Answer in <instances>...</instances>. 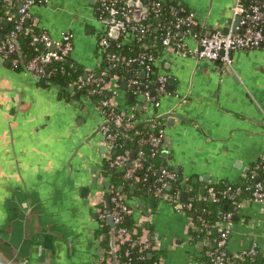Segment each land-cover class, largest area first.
Here are the masks:
<instances>
[{
    "label": "crops",
    "instance_id": "crops-1",
    "mask_svg": "<svg viewBox=\"0 0 264 264\" xmlns=\"http://www.w3.org/2000/svg\"><path fill=\"white\" fill-rule=\"evenodd\" d=\"M161 1L192 10L199 28L207 33L222 31L226 26L232 29L230 19L237 0ZM31 15L34 26L54 41L64 33L73 34L70 60L84 75L101 68L103 53L98 40L107 28L99 21L97 0H41L33 6ZM131 44L132 39L124 41V47ZM155 45L151 42L144 47ZM161 51L154 72L168 81L164 92L157 93V108L133 93L128 85L130 76L115 86L111 84L107 97L120 110L136 113L135 125L128 132L153 118L162 126L163 168L177 174L182 192H189V199L190 192L196 190L197 202L203 201L202 188L206 195L216 186L240 185L264 155V45L232 53L233 62L228 67ZM40 80L0 61V197L9 183H20L33 173L51 172L64 165L66 178H87V182L77 183L81 189L87 187L89 194L76 200L84 249L83 257L75 264H96L94 232L100 221L92 219L95 211L90 197L99 186L107 160L100 135L105 122L98 108L99 99L74 92L67 100L56 87L44 86L47 80ZM124 82L127 86L123 89ZM257 180L264 185V172ZM108 182L105 177L104 187ZM126 196L134 211L130 217L134 227L142 229L155 251L164 253L155 264H201L199 259L207 243L200 242L199 246L189 241V220L175 211L166 195L155 198L149 191L140 195L131 190ZM150 200H156L154 208ZM251 248L256 249L264 264V201L246 200L233 219L228 251L240 254Z\"/></svg>",
    "mask_w": 264,
    "mask_h": 264
},
{
    "label": "built area",
    "instance_id": "built-area-1",
    "mask_svg": "<svg viewBox=\"0 0 264 264\" xmlns=\"http://www.w3.org/2000/svg\"><path fill=\"white\" fill-rule=\"evenodd\" d=\"M41 0H2L9 19H16L15 13L19 16L15 20L14 29L7 35L9 38L0 39V61H8L12 67H17L19 58L14 57L18 52V48L13 40L17 39V35L23 30L26 21H32L31 9ZM17 5H21L18 9ZM166 9L167 16L165 21L161 20L158 24L157 31H161V35L157 42L162 47L164 54L170 53L179 56H186L197 59L199 61L217 62L228 67L232 64V53L237 51H251L259 49L264 42V0H237L233 8L236 16H241V22L237 27L240 34L225 35L221 30H214L209 33L199 28L196 14L188 8L176 6L174 4H166L161 0H97V10L99 21L106 26V31L101 33L98 40V46L103 53V62L108 64V70L115 67L124 66H140L142 70L136 71L135 75L129 79L128 85L133 88L134 94L144 98V100L152 104L154 107L160 105L157 93H163L165 85L168 81L165 76H157L154 82H144L141 74L144 73L145 80L154 75V64L159 57V53L155 54L147 48L139 51L134 57H128L122 53L124 41L132 39L133 42L139 41L150 32L151 24L147 22L151 13L160 15ZM140 11V18H135V12ZM113 29L119 31L118 37L113 38L111 32ZM3 27L0 26V34ZM73 34L64 33L59 41H54L50 35L41 31L34 35L32 43L35 46V54L31 57L27 64V70L30 75L36 79L48 80L51 77L50 67L57 62L61 63L70 58L73 51ZM117 40L115 47H112V41ZM111 47L113 51H111ZM107 70V71H108ZM107 71L102 72L101 77H95L93 73H89L80 77L74 85L71 86L72 92H83L89 96H98V108L104 117V125L101 128V141L107 150V160L109 166L113 169L124 171V182L129 187L137 182L147 181L149 177L154 176L151 187V193L155 198H161L169 195V201L172 203L175 211L185 216V209H191L190 204H182L180 202V194L182 192L181 183L176 192L170 195L167 189L172 187V183L178 181L175 172L162 168L156 169L152 163L147 160L156 158L162 151L164 145V130L160 128L158 133H149L147 137L139 139L138 152L136 157L132 158L133 150L125 147L121 141L122 133L117 129L124 131L131 130L136 122V113L125 112L118 108L112 98L107 97V92L111 88V84H115L120 80L118 75H114L108 80H104L103 76L108 75ZM153 84H156L155 88ZM92 85L93 87H91ZM159 85V86H157ZM154 92V94H152ZM156 127V121L153 118L150 122ZM151 126V127H152ZM140 134V133H139ZM149 145L151 153L146 154L144 147ZM144 171L142 176H138L140 171ZM264 172V155L258 163L250 171L245 178L249 185L246 190H251L250 197L240 202H233L234 211L221 212L216 222L219 228L220 236L213 240L215 247L212 251H208L206 255L212 264H259L257 262L258 253L255 248L246 249L240 254H231L228 247V239L232 232L234 214L241 210L244 202L264 201V185L260 181L259 174ZM105 176H99L98 188L90 197V205L98 214V220L106 221V202L104 190ZM111 195L110 202L112 207V218L114 223V231L116 235V251L123 244H127L125 251L126 261L124 264H149V254L155 250L153 243L138 234L137 228L132 231L125 226V221L133 214V208L127 200V196L121 190L109 189ZM227 197L233 198V189L217 192L211 188L208 195L204 198L206 201L214 204H220L222 199ZM189 220V229H196L192 219ZM202 226L206 229L209 224L202 221ZM103 236L94 239L97 255L95 256L96 264H120L108 252L101 247ZM192 243L193 239L189 237Z\"/></svg>",
    "mask_w": 264,
    "mask_h": 264
},
{
    "label": "water",
    "instance_id": "water-1",
    "mask_svg": "<svg viewBox=\"0 0 264 264\" xmlns=\"http://www.w3.org/2000/svg\"><path fill=\"white\" fill-rule=\"evenodd\" d=\"M17 8L20 9L21 5ZM140 14V11L136 12L137 19ZM231 20L232 29L226 26L222 28V32L225 35L240 34L237 27L241 22V16L233 14ZM157 22L160 24L161 19ZM4 24L9 25V21H5ZM26 24H29V21H26ZM118 34L117 29L111 32L113 38H117ZM7 38L9 37L0 34V39ZM13 41L20 53L17 40ZM141 77L145 78L144 73ZM40 82L45 83L46 80L41 79ZM126 86L127 82L121 85L123 89ZM129 102H133V96L129 97ZM138 110H142V107H138ZM117 130L124 135L130 133L119 128ZM134 147L135 144L132 145L133 159L136 157ZM68 166L72 165L68 164ZM66 169L67 165H64L63 168L51 172L29 174L30 176L28 175L29 177L24 181L9 183L6 186L0 197V264H75L81 260L84 247L82 225L76 216V200L77 196L87 197L89 189L87 187L81 189L77 183L87 182L88 179L81 176L77 178L76 175L68 179ZM194 181L199 182V178ZM95 182L96 179H93L92 184L94 185ZM109 189L108 182L104 187L107 227L103 231L110 234L111 255L116 259V235L111 215ZM170 190L171 187L167 189ZM205 193V188H202L200 195L205 196ZM166 196L170 198L169 195ZM180 202L182 204L189 202V192H181ZM149 203L154 208L156 200H150ZM202 206L203 201H198L197 207L200 209ZM92 219L97 220L98 214L93 213ZM149 257L151 258L152 254H149Z\"/></svg>",
    "mask_w": 264,
    "mask_h": 264
},
{
    "label": "trees",
    "instance_id": "trees-1",
    "mask_svg": "<svg viewBox=\"0 0 264 264\" xmlns=\"http://www.w3.org/2000/svg\"><path fill=\"white\" fill-rule=\"evenodd\" d=\"M142 3H145L146 0H141ZM244 2H250V0H244ZM171 4V3H169ZM174 4V3H173ZM176 5V4H174ZM177 6V5H176ZM18 7V5H17ZM167 16L166 9L164 10V13H161L160 15L151 13L149 15V19L147 22L151 24L150 32L144 36L143 39L139 41L133 42V44L125 46L122 49V53L128 57H134L136 56L139 51L145 49V45H149L151 42H155L156 45L154 48L148 46L147 49L149 51H153L155 54H157L161 49V45L159 42H157L158 38L161 35V31H157L158 27V19H161L165 21ZM16 19L19 18V16L15 13ZM15 19V20H16ZM15 20L9 19V16L6 13V8L4 7L2 0H0V26L3 27L2 34L7 36L15 27ZM5 21H9V25H5ZM41 31L34 26L33 22H29V24H24L23 30L17 35V42L19 44L20 53H16L14 57L19 58V64L17 67H10L14 69L15 71H26L27 70V64L28 61L31 59V57L35 54V46L32 43V39L34 35L39 34ZM117 40L112 41V47H115V43ZM111 47V51H113V48ZM8 61H5L6 63ZM108 64L106 62L102 63L101 68L97 69L94 72L95 77H101L102 72L107 71ZM51 77L47 80V83L44 86H54L58 89L59 95L65 99H71L75 93H79L81 95L87 94L86 91L80 92H72L71 86L76 83V81L84 76V71L77 67V65L68 58L64 62L57 63L55 62L52 67H50ZM142 70V67L140 66H131L129 68H125L124 66L115 67L114 69L108 70L107 74L103 76L104 80H108L114 75H118L120 80L129 79L128 76L133 77L136 73V71ZM157 79V75H151L146 80L143 79L144 82H154ZM119 80V82H120ZM93 87L92 85H90ZM74 93V94H73ZM88 95V94H87ZM108 95V92H107ZM91 98L99 99L98 96H92ZM140 115V113H137ZM155 126H152L150 123H142L138 125L134 131L128 133L127 135L122 134L121 135V141L125 145V147L132 149V145L135 144L134 151L138 152L139 146L138 142L139 139L147 137V135L151 132L158 133V130L162 128L161 125L158 123L155 124ZM152 126V127H151ZM140 133V134H139ZM133 150V149H132ZM144 150L146 154L151 153V147L149 145H146L144 147ZM147 163H152L156 169H162L163 168V161L161 157V152L159 155L151 160H147ZM145 170L140 171L138 176H142V173H144ZM102 174L110 181L111 187L115 190H123V193L130 194L131 190H134L136 193L143 195L145 192L151 193V187L154 181V176L151 175L147 181L137 182L133 185V187H129L128 184L124 182V171L120 169H113L109 166V161L106 160L104 162ZM181 181H176L172 183L171 190L169 191L170 195L174 194L178 187L180 186ZM188 185L192 186L191 181H188ZM249 183L248 181L241 182L240 185L231 187L233 189V194H235L234 199L227 197L226 199H222L220 204H214L212 202L206 201L204 198L208 195V193L203 197V206L202 208L197 207V192L196 190H192L190 192L191 198L189 199V203L191 205V209H185V213L187 216H189L196 229H189V236L193 239V244L196 245L200 242L207 243L206 246L203 248L202 257L199 259V262L201 264H209L211 261L209 257L206 255L208 251H212L215 247V244L213 242L214 239L218 238L220 236L219 228L216 227V222L218 220V217L221 215V212H230L234 211L233 208V202H240L242 200L247 199L250 197L251 190H246ZM193 187V186H192ZM230 186H216L213 187L217 192H222L226 189H228ZM211 189V188H210ZM209 189V190H210ZM208 190V192H209ZM240 191V193H238ZM236 216V213L234 214ZM202 221H205L207 224H209V228L206 229L202 226ZM125 226L128 230L132 231L134 228V222L132 219H127L125 221ZM107 227L106 221H101L99 223V227L95 229L94 236L95 239H98L100 236H103V239L101 241V247L104 248L106 251H111L110 246V234L104 233L103 229ZM138 234H142V229L137 228ZM117 245V242H116ZM128 248L127 244H123L119 247L117 250V260L120 264H124L126 261L125 257V251ZM152 259L148 260L149 264H155L159 262L163 256L164 253L159 251L153 250L151 252ZM257 262L260 263V258L257 257Z\"/></svg>",
    "mask_w": 264,
    "mask_h": 264
}]
</instances>
